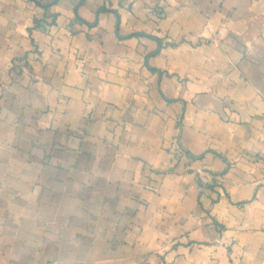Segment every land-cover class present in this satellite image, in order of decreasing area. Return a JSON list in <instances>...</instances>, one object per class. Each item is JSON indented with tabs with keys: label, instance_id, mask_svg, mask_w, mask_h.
Wrapping results in <instances>:
<instances>
[{
	"label": "crops",
	"instance_id": "obj_1",
	"mask_svg": "<svg viewBox=\"0 0 264 264\" xmlns=\"http://www.w3.org/2000/svg\"><path fill=\"white\" fill-rule=\"evenodd\" d=\"M0 264H264V0H0Z\"/></svg>",
	"mask_w": 264,
	"mask_h": 264
}]
</instances>
